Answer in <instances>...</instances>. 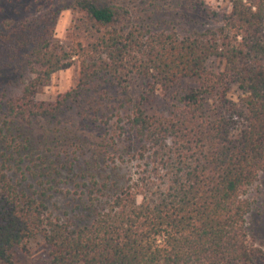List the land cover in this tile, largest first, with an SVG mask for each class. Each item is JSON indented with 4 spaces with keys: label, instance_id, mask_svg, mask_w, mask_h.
I'll return each mask as SVG.
<instances>
[{
    "label": "trees",
    "instance_id": "obj_1",
    "mask_svg": "<svg viewBox=\"0 0 264 264\" xmlns=\"http://www.w3.org/2000/svg\"><path fill=\"white\" fill-rule=\"evenodd\" d=\"M227 2L0 0L1 264L37 238L50 264L255 263L241 196L264 174V0ZM74 61L76 86L37 100Z\"/></svg>",
    "mask_w": 264,
    "mask_h": 264
},
{
    "label": "rangeland",
    "instance_id": "obj_2",
    "mask_svg": "<svg viewBox=\"0 0 264 264\" xmlns=\"http://www.w3.org/2000/svg\"><path fill=\"white\" fill-rule=\"evenodd\" d=\"M207 6L218 11L229 9L227 0H201ZM138 2V0H137ZM77 15L70 10H64L60 13L58 21L55 25L54 38L63 48H68L72 44V27ZM220 64L216 60H210L208 67L216 70ZM79 64L74 61L73 64L65 69L52 75L48 85L41 87L36 95L37 100L44 102H52L60 94L73 89L78 81ZM150 84L149 80H139L138 85L146 88ZM239 91L235 86L231 87L228 92V98L237 100ZM155 97L151 100V107L156 108L162 105L163 95L157 90ZM77 109L72 107L69 111H65L59 120L66 125L75 126L78 124ZM97 139V138H96ZM93 141V140H92ZM95 141V140H94ZM88 152V157H90ZM86 156V155H85ZM82 157L78 160H85ZM69 158H74L73 154H69ZM250 203V211L245 216V231L247 234V243L249 247L256 250V258L254 264H264V174L258 175L256 180L245 189L241 196ZM18 264H50L48 257V248L44 241L40 238L34 239L29 243L28 253L16 252ZM1 264V263H0Z\"/></svg>",
    "mask_w": 264,
    "mask_h": 264
}]
</instances>
